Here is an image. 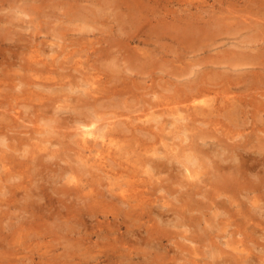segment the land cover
Wrapping results in <instances>:
<instances>
[{"label": "clouds", "instance_id": "clouds-1", "mask_svg": "<svg viewBox=\"0 0 264 264\" xmlns=\"http://www.w3.org/2000/svg\"><path fill=\"white\" fill-rule=\"evenodd\" d=\"M0 264H264V0H0Z\"/></svg>", "mask_w": 264, "mask_h": 264}]
</instances>
